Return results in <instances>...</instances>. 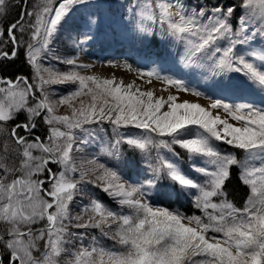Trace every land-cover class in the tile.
Segmentation results:
<instances>
[{
	"label": "snow or ice",
	"instance_id": "obj_1",
	"mask_svg": "<svg viewBox=\"0 0 264 264\" xmlns=\"http://www.w3.org/2000/svg\"><path fill=\"white\" fill-rule=\"evenodd\" d=\"M91 3L40 0L0 28V63L14 61L26 48L32 70L31 78L0 76V137L6 133L16 146L14 155L5 147L7 155L0 157V264H264V107L243 98L246 88L264 94V50L253 47L257 37L264 40V0L133 5L126 26L149 39L153 32L145 21L157 25L183 46L185 68L209 73L205 88L212 94L155 68L138 73L148 84L163 82L166 98L136 80L82 75L71 69L87 65L74 59L61 61L71 66L66 72L44 67L74 15ZM8 5L0 0V16ZM81 20L75 37L69 34L76 46L94 38L91 26L97 24L95 13ZM52 58L60 60L55 53ZM69 83L74 90L50 98L48 86ZM180 93L197 99L181 100ZM201 97L209 102L200 103ZM60 107L68 111L57 114ZM40 124L47 125L45 139L32 136ZM104 124L118 137L104 150L111 160L77 166L74 150L82 151ZM220 145L245 156L238 159ZM177 147L192 162L187 170ZM130 166L138 169L133 183L125 179ZM233 168L249 189L242 207L228 199ZM88 185L129 213L111 211L95 197L73 215L70 206L88 194ZM173 194L194 196L201 215L152 206L154 197Z\"/></svg>",
	"mask_w": 264,
	"mask_h": 264
},
{
	"label": "rangeland",
	"instance_id": "obj_2",
	"mask_svg": "<svg viewBox=\"0 0 264 264\" xmlns=\"http://www.w3.org/2000/svg\"><path fill=\"white\" fill-rule=\"evenodd\" d=\"M142 2L143 0H92V3L88 8H81L74 15L71 24L66 28L65 33L61 35L53 45L52 52L49 53V58L42 61L44 67H51L55 71L66 72L71 69V66L63 64L61 61L65 58L74 59L77 61V65H87V67H76L71 69L79 71L82 75L95 74L94 68L96 66L98 69L96 75L103 78H111L115 75L117 80L123 78L125 83L136 80L137 84H139L143 90L152 89L157 96H164L166 98L168 92L163 91L166 87L163 82L153 79L152 83L148 84L146 83L148 79L147 77H144V81L138 79V73L140 71L146 72L155 68L160 70L163 75L183 79L190 87L198 88L201 91H207L209 94H212L211 89L205 88V85L210 83V80L207 78L209 73H207L205 69L196 68L193 70L192 68H185L181 61V57L183 56V46L174 38L163 34L157 25H152L145 21V24L152 29L153 37H150L149 39H141L143 34L136 32L131 26L125 25V20L131 17L133 5ZM167 2L174 3L175 0H167ZM187 2L188 0H181V3ZM190 2L192 5L203 3L201 0H190ZM38 3H40V0H33L31 11L34 10ZM89 13L96 14L98 27L97 24L91 26L94 38L85 45L76 46L72 40H69V34L75 37L76 33L73 30L77 29L83 23L81 17H86ZM3 16H0V20ZM28 20V17L25 18V22H28ZM17 34L19 35V33ZM24 38L27 39V34H25ZM253 47L257 51L264 50V40L257 37V41L253 44ZM20 51L23 53L25 64L27 65L26 48H22ZM66 52L69 53L67 57H65ZM52 53L59 56L60 60L52 58ZM128 66H130V68ZM27 68L28 77L31 78L32 70L28 65ZM236 79L238 83L243 82L242 77L240 76H237ZM75 87L76 85L70 83L55 84L48 86L47 91L50 93V98L55 101L74 90ZM169 91L175 94V89H169ZM179 95L182 100V96H189L190 94L180 93ZM190 96L194 97L192 95ZM243 98L254 103L257 107H264V94H261L254 89H244ZM199 99L204 101L203 104L209 102L208 99L204 97ZM76 103H78V101ZM67 111L68 109L66 107H60L57 114H64ZM19 119L22 120L24 117L20 116ZM46 127L47 125L40 124V126L35 129L39 133L42 132V139H45L46 137ZM100 129L103 130H98L93 137L89 138L90 142L82 146V151L74 150L73 156L77 166L81 164L87 166V161L93 159H95L97 163H107L111 160V157L105 155L104 150H110L111 143L118 137L115 135L112 126L109 124L101 125ZM123 132L124 130L121 129V133ZM32 136L34 137L38 135L33 132ZM45 142L47 141L45 140ZM5 147L8 148L10 153L13 155L15 154L14 149L16 146L12 143L6 133L4 136L0 137V157L7 155V153L2 151ZM220 147L237 156L238 159L242 160L245 156L243 152L232 149L226 145H220ZM176 151L181 157V163L187 170L188 166L192 163L191 160H188L186 158V153L178 147L176 148ZM161 152L164 154L166 150H161ZM34 154L39 153L37 152ZM153 155H155V151L153 152ZM8 162L12 163L11 160ZM256 163L257 166H259V162ZM235 169L237 171V177L241 182L239 171L237 168ZM75 178L78 179V175H75ZM125 179L129 183L135 182L138 179V169L135 166H130V170L127 172ZM86 187L88 188V194L84 196L78 195L74 203L70 206V211L73 215L80 212L84 204L89 203L91 199L95 198L91 189L93 187L90 185ZM245 187L248 196L249 189L247 186ZM163 191L169 192L170 189H164ZM159 197H154L151 200L153 207H163L171 211H179L185 215H201L200 211L195 207L194 196L176 194L171 196L165 195V197L172 201L177 200L180 204H186L188 210H184L179 206L166 207L161 201H159ZM109 198L112 203L111 207L106 206L109 210L121 214L129 213V210L121 209L111 197ZM73 231L82 232L84 230L73 229ZM88 231L92 235L99 237L98 230L92 229ZM89 242V238L84 240L85 245H88ZM100 243L107 248L112 247L113 244L112 241L103 237H100Z\"/></svg>",
	"mask_w": 264,
	"mask_h": 264
},
{
	"label": "trees",
	"instance_id": "obj_3",
	"mask_svg": "<svg viewBox=\"0 0 264 264\" xmlns=\"http://www.w3.org/2000/svg\"><path fill=\"white\" fill-rule=\"evenodd\" d=\"M201 1L205 2V0H201ZM32 2L33 0H9L8 10L0 20L1 28H7L11 23L17 21L24 11H31ZM225 2H234V0H225ZM208 3L209 4L216 3V0H208ZM9 47L11 46L6 45L5 50H7V48ZM0 76H3L6 79H11L16 76H29L28 68L27 65L25 64L24 56L21 51L18 58L15 59L14 61L5 60L2 63H0ZM21 121H23V119ZM16 122L17 121L11 122V124H9L8 127L11 128L12 126H14ZM33 132L36 133L38 136H40L42 139L43 137L41 134L42 132L39 133L36 130H34ZM91 189L93 191L94 196L99 197L100 201L105 206L107 207L112 206L109 197H107L99 189L96 188H91ZM226 190L229 193L228 199L233 201L237 207H242L247 198V189L239 181L237 177V171L235 168H233L232 170L231 179L227 182ZM158 199L166 207L179 206L184 210H188V206L186 204H180L177 200L172 201L167 197H165V195L160 196Z\"/></svg>",
	"mask_w": 264,
	"mask_h": 264
},
{
	"label": "bare ground",
	"instance_id": "obj_4",
	"mask_svg": "<svg viewBox=\"0 0 264 264\" xmlns=\"http://www.w3.org/2000/svg\"><path fill=\"white\" fill-rule=\"evenodd\" d=\"M97 70H98V69H97V67L95 66V68H94L95 74L98 73ZM181 98H182V100H184V99H188V100H196V99H197V98L191 97L190 95H189V96H182ZM199 102L202 103V104L204 103V101H203V100H200V99H199Z\"/></svg>",
	"mask_w": 264,
	"mask_h": 264
}]
</instances>
